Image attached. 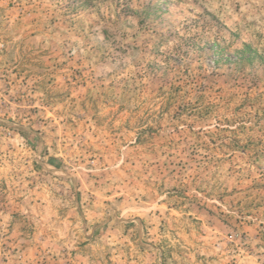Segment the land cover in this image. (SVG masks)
Here are the masks:
<instances>
[{"label":"rangeland","instance_id":"rangeland-1","mask_svg":"<svg viewBox=\"0 0 264 264\" xmlns=\"http://www.w3.org/2000/svg\"><path fill=\"white\" fill-rule=\"evenodd\" d=\"M0 264H264V0H0Z\"/></svg>","mask_w":264,"mask_h":264}]
</instances>
